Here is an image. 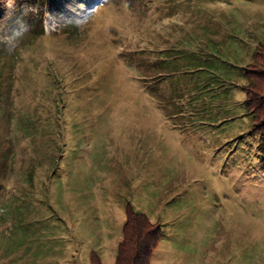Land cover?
<instances>
[{"label": "rangeland", "instance_id": "obj_1", "mask_svg": "<svg viewBox=\"0 0 264 264\" xmlns=\"http://www.w3.org/2000/svg\"><path fill=\"white\" fill-rule=\"evenodd\" d=\"M48 1L0 0V264H113L127 203L160 226L149 264H264L241 89L264 0H109L83 26L51 4L99 0Z\"/></svg>", "mask_w": 264, "mask_h": 264}, {"label": "trees", "instance_id": "obj_2", "mask_svg": "<svg viewBox=\"0 0 264 264\" xmlns=\"http://www.w3.org/2000/svg\"><path fill=\"white\" fill-rule=\"evenodd\" d=\"M48 2L44 0V7ZM56 3H52L50 8L56 20L63 24L66 19L75 17L71 11ZM36 17L31 16L30 21ZM37 19L41 20V14ZM256 42L251 53V61L242 68L248 80L241 86L245 94L242 103L244 110L250 116L252 129L258 132L260 147L264 151V37ZM160 236L159 224L151 222L143 213L127 203L124 210L122 237L117 244L113 264H149L150 256ZM90 258V264H102L95 255L92 254Z\"/></svg>", "mask_w": 264, "mask_h": 264}, {"label": "clouds", "instance_id": "obj_3", "mask_svg": "<svg viewBox=\"0 0 264 264\" xmlns=\"http://www.w3.org/2000/svg\"><path fill=\"white\" fill-rule=\"evenodd\" d=\"M109 0H99V3L92 8H83L77 12V15L73 18L74 22L80 26L88 23L93 17H95L98 11L107 5ZM26 31V26L20 25L13 32L3 38L4 42L8 45L9 51H14L20 43L23 35Z\"/></svg>", "mask_w": 264, "mask_h": 264}]
</instances>
